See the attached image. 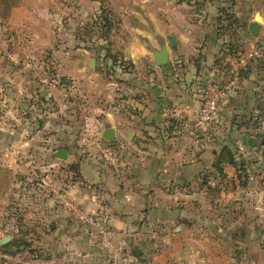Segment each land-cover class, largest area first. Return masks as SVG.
Masks as SVG:
<instances>
[{
	"label": "crops",
	"instance_id": "0c3cea01",
	"mask_svg": "<svg viewBox=\"0 0 264 264\" xmlns=\"http://www.w3.org/2000/svg\"><path fill=\"white\" fill-rule=\"evenodd\" d=\"M227 2L60 0L58 38L65 44L55 52L58 76L73 80L88 99L97 142L117 158L116 166L105 162L97 142L83 154L60 148L67 151V170L57 185L75 210L95 215L103 226L102 234H91L75 213L39 189L45 209L32 226L60 263L264 264V167L259 175L251 161L257 146L246 149L239 130L191 138L180 126L197 113L204 87L227 83L237 67L228 45L233 34L220 30L227 9L237 6ZM102 12L111 25L108 36L96 38L97 49L83 47L87 31L98 33ZM162 46L168 63L158 66L153 53ZM250 65L241 72L240 90L220 105L225 120L264 106V83L255 78L260 69ZM109 128L114 137L108 142L102 134ZM225 147L241 164L237 151L243 148L252 179L225 164L219 192L207 190L202 178L214 175ZM51 159L52 167L62 164Z\"/></svg>",
	"mask_w": 264,
	"mask_h": 264
},
{
	"label": "rangeland",
	"instance_id": "374dc122",
	"mask_svg": "<svg viewBox=\"0 0 264 264\" xmlns=\"http://www.w3.org/2000/svg\"><path fill=\"white\" fill-rule=\"evenodd\" d=\"M234 1L237 6L227 9V22L220 30L233 34L228 37V45L237 60L240 55L249 58L259 54L249 59V67L260 69L255 78L264 83V19L257 37L248 31L256 14L264 18V0L227 3ZM59 2L0 1V264H66L59 262L58 253L43 248V233L32 226L33 222L40 223V212L45 209L46 193L42 191L44 197L36 193L46 175L60 181L61 173L67 170L63 161L51 166V151L68 148L83 154L100 138L90 126L93 114L88 99L76 91L73 80L58 76L55 52L65 44L58 38ZM90 34L91 30L87 31L89 41H83V47L97 49L96 38L102 37L101 32ZM74 45L71 41L69 47ZM262 85L259 94H264ZM256 110L253 113V108H247L241 115L224 119V126L231 132L213 129L210 133L239 130L251 143H261L264 106ZM251 159L253 166L258 165L257 173L263 170L264 163H258L264 162V145L251 151ZM6 237L10 240L1 245Z\"/></svg>",
	"mask_w": 264,
	"mask_h": 264
},
{
	"label": "built area",
	"instance_id": "2783aa9c",
	"mask_svg": "<svg viewBox=\"0 0 264 264\" xmlns=\"http://www.w3.org/2000/svg\"><path fill=\"white\" fill-rule=\"evenodd\" d=\"M257 56L258 53L250 55L249 58L240 55L237 60V67L232 70L230 80L222 86L215 87L213 85H206L201 94L200 105L197 113L191 118H184L180 120L181 129L187 134L188 137L197 138L200 133L208 132L213 129H222L224 126V118L220 114V105L226 101L232 93L237 92L241 88V71L245 70L248 61L251 57ZM98 151L105 162L112 166H116L117 158L114 151L103 144H99ZM246 153L243 148L237 151L238 160L243 162L242 169L252 179V169L246 158ZM207 187L216 188L218 182L214 179H208L206 182ZM40 188L46 193L47 198H52L59 204H62L66 210L75 213L76 218L90 228V233H103V226L95 215L81 214L75 210L74 206L64 195V191L57 185L56 181L50 175H46L40 182Z\"/></svg>",
	"mask_w": 264,
	"mask_h": 264
},
{
	"label": "trees",
	"instance_id": "16d2710c",
	"mask_svg": "<svg viewBox=\"0 0 264 264\" xmlns=\"http://www.w3.org/2000/svg\"><path fill=\"white\" fill-rule=\"evenodd\" d=\"M0 1H2V3H4L7 0H0ZM96 23H98L97 26H96L97 29H98V32H101L102 38L106 39V37L108 36V33L110 32V29H111V25L109 24V19H108L106 13L102 12L99 21L96 22ZM244 73H245V71L243 70L242 75ZM246 140H247V138L244 137V136H242L240 138L241 144H243V146L246 149H247V146H251V145H253V147L254 146H259V145L263 146V144H264V141H261V143L259 141V143H250V144H248L246 142ZM249 141L252 142L251 140H249ZM238 163L239 162L236 160L235 155L232 154V149L228 148V147H225L221 151V153L218 155V157L216 159V162L213 165L214 175H212V174L211 175L210 174L209 175H205L202 178V184L204 185V187L207 190H210V191H213V192H219L220 184L222 183V179H223V165L227 164V165H233V166H235L237 168L239 167L237 170L240 171V173H241L242 170H243L242 169V165L243 164L239 163V166H238ZM69 170L75 172L77 170V166L76 165H70ZM208 179L216 180L218 182L217 187L216 188L207 187L206 182H207Z\"/></svg>",
	"mask_w": 264,
	"mask_h": 264
},
{
	"label": "water",
	"instance_id": "95a60500",
	"mask_svg": "<svg viewBox=\"0 0 264 264\" xmlns=\"http://www.w3.org/2000/svg\"><path fill=\"white\" fill-rule=\"evenodd\" d=\"M263 17L259 14L254 16V22L248 25V31L252 37H257L260 31V23L263 22ZM175 44V41H170L168 45L172 46ZM154 62L158 66H163L168 63V51L165 46H162L158 51L153 53ZM94 64V63H93ZM114 137L113 130L111 128L104 131L102 134V138L106 141H111ZM264 145V144H263ZM53 157L64 161L67 158V151L65 149H60L53 153ZM10 240L9 237L3 238L1 241V245L6 244Z\"/></svg>",
	"mask_w": 264,
	"mask_h": 264
}]
</instances>
